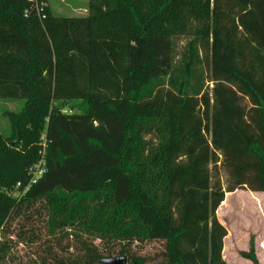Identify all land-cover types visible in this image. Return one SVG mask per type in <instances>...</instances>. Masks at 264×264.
I'll return each instance as SVG.
<instances>
[{"label":"trees","instance_id":"16d2710c","mask_svg":"<svg viewBox=\"0 0 264 264\" xmlns=\"http://www.w3.org/2000/svg\"><path fill=\"white\" fill-rule=\"evenodd\" d=\"M87 12L0 0V100H25L0 133V264L14 256L9 225L37 215L29 236L75 250L50 245L40 264H103L97 241L122 255L164 245L131 264H227L218 208L226 193H264V0H90ZM44 134L47 173L30 185ZM240 255L260 264L253 239Z\"/></svg>","mask_w":264,"mask_h":264},{"label":"rangeland","instance_id":"374dc122","mask_svg":"<svg viewBox=\"0 0 264 264\" xmlns=\"http://www.w3.org/2000/svg\"><path fill=\"white\" fill-rule=\"evenodd\" d=\"M90 0H48L47 6L51 8L55 15L59 17H84L87 15V9ZM188 39L181 38L176 41V49L178 53H182L187 46ZM180 56V55H179ZM206 86L211 91L213 84L207 82ZM25 106V100H0V133L3 135H10L11 127L5 116V112H20ZM78 113V110H74ZM221 181L224 188L227 186V174L225 171L221 170ZM9 194V193H8ZM224 206V204H223ZM37 219H32L26 227H24V219H17L18 221L11 223L7 228L4 235H8L10 245L13 249L14 256L12 259V264H40V256L45 255L47 247L51 245L53 252L60 257H69L75 252L73 242L63 241L61 244L54 242L55 240H50L46 237L44 230L40 232L39 235L34 234L29 236V231L31 228H40V216L37 215ZM223 224L225 227H231L232 229L246 230L244 235L246 237H252L255 241V254L261 264H264V242L261 248L257 246L260 241L264 238V215L258 210L245 208L243 210L233 209L224 215ZM222 224V223H221ZM222 224V225H223ZM33 226V227H31ZM251 227V229L249 228ZM40 231V229H39ZM25 234L26 237L20 239L18 235ZM251 239V240H252ZM103 257L107 258H117L122 256H136L139 258L153 259L159 258L164 251V245L161 243L150 242L146 244H133L131 245L129 255H122L121 245H111V244H101L99 241L95 243ZM250 248H247L245 252H248ZM240 251L238 250V253ZM237 251H230L229 246L226 248V260L229 264H251L245 259H240ZM125 264H131L130 260L127 259ZM150 264V263H149Z\"/></svg>","mask_w":264,"mask_h":264},{"label":"crops","instance_id":"0c3cea01","mask_svg":"<svg viewBox=\"0 0 264 264\" xmlns=\"http://www.w3.org/2000/svg\"><path fill=\"white\" fill-rule=\"evenodd\" d=\"M247 207L250 209H255L256 211L259 210L264 215V193L251 192L248 189H240L232 193H226L224 201L222 202V204L220 205V207L216 212L217 219L219 220L220 223L223 224L224 221L223 217L229 211H233V209L243 210ZM249 228L251 229V227ZM226 229L228 235L224 239L223 258L226 261V263L229 264L228 261L226 260L227 245L229 246L230 251L235 250L238 253L239 250L240 251L238 253L239 258L244 259L240 255V253L245 252L247 248H250L252 237L251 238L246 237L244 235V232L246 230L243 229L238 230V229H232L231 227H226ZM263 242H264V238L260 241V243L257 246L259 249L263 245ZM254 247H255V241H254ZM259 262L261 264V260H259Z\"/></svg>","mask_w":264,"mask_h":264},{"label":"built area","instance_id":"2783aa9c","mask_svg":"<svg viewBox=\"0 0 264 264\" xmlns=\"http://www.w3.org/2000/svg\"><path fill=\"white\" fill-rule=\"evenodd\" d=\"M28 1L36 7L38 12H40L42 10V8L44 6H46L44 3H42L38 0H28ZM41 140H42V143H41L42 150L40 151L41 158L38 161V163L33 165L32 167H30V169L28 171V175L30 176V185L36 184L47 173L46 163H45V159H44L45 151H46V147H47L45 134L42 135ZM19 187H21V184L17 185V188H19Z\"/></svg>","mask_w":264,"mask_h":264},{"label":"water","instance_id":"95a60500","mask_svg":"<svg viewBox=\"0 0 264 264\" xmlns=\"http://www.w3.org/2000/svg\"><path fill=\"white\" fill-rule=\"evenodd\" d=\"M127 257L122 256V257H117V258H107L104 257L102 259L103 264H125L127 262Z\"/></svg>","mask_w":264,"mask_h":264}]
</instances>
